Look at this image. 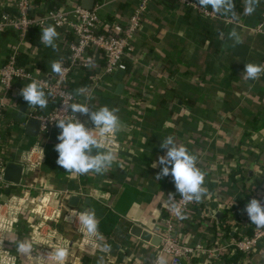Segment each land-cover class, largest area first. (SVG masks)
Segmentation results:
<instances>
[{
  "label": "crops",
  "instance_id": "obj_1",
  "mask_svg": "<svg viewBox=\"0 0 264 264\" xmlns=\"http://www.w3.org/2000/svg\"><path fill=\"white\" fill-rule=\"evenodd\" d=\"M81 1L63 0L61 6ZM34 2L39 12L50 9L44 0ZM174 3L175 0L173 4L167 0L150 3L142 30L135 37L134 50L126 57L121 81L112 76L98 83L92 80L103 65L98 50L89 53L90 67L78 68L70 76L75 103L87 104L92 111L102 106L116 109L124 124L123 130L115 132L114 141L99 149L111 150L114 155L111 165L102 172L90 170L80 174L57 165L55 144L60 129L56 126L43 138L26 133L28 114L49 112L54 103L47 97L43 111L20 103V90L31 81L15 86L9 96V101L15 104L10 110L9 144L0 147V154L20 161L38 143L41 149L34 155L40 166L23 177L10 191L9 198L18 209L36 205L41 188L58 190L61 195L57 198L46 192L43 202L35 206L39 216L35 225L51 218L54 211L61 219L46 220L48 224L40 231L34 229L33 236L44 245V250L33 255L18 247L20 219L0 202L1 219L5 221L0 222V264H41L42 260L44 264H147L158 246L142 244L129 232L127 242L107 248L113 241L103 238L98 228L94 234L83 231L77 217L92 210L99 221L105 209L111 208L132 220V225L148 230L156 227L166 213L169 199L180 195L172 176H159L162 168L159 157L167 151L161 143L168 136L176 138L177 143L195 155L197 167L204 173L202 187L206 191L188 212L181 231L186 243L211 245L219 234L225 233L220 220L225 213L231 235H236L235 224L249 219L240 205L243 187L264 204V72L254 80L245 79L243 72L247 63L264 65V31H253L263 13L264 0H235L241 7L236 13L224 0V6L216 10L219 16L213 18ZM96 4L100 5L101 16L109 22H121L131 12L126 0H95ZM10 5V0H0V12ZM224 16H233L236 22L227 25ZM56 31L55 47L42 44L41 30L37 29H31L21 43L16 30L0 35V68L17 47L18 55L22 52L29 58L31 71L37 76H51L52 63L67 54L74 39L68 28ZM120 83L123 87L117 91ZM80 120L94 126L87 114L80 113ZM238 166L249 175L242 183L241 174L237 173V188L230 190V175ZM117 169L123 171L121 177ZM85 178L89 188L82 186ZM5 189L0 184L3 200ZM74 196L78 198L76 204L71 203ZM62 198L68 206L59 210ZM249 223L254 226L250 220ZM47 227L53 229L54 236ZM260 242L243 264H264V237ZM60 248L65 250L62 260L56 256ZM196 260L183 264H209L205 258Z\"/></svg>",
  "mask_w": 264,
  "mask_h": 264
},
{
  "label": "built area",
  "instance_id": "obj_2",
  "mask_svg": "<svg viewBox=\"0 0 264 264\" xmlns=\"http://www.w3.org/2000/svg\"><path fill=\"white\" fill-rule=\"evenodd\" d=\"M80 1V0H79ZM129 2L131 12L121 22H109L101 16L99 9L100 5H93L91 9L84 8L81 3L65 6L63 4L57 9H47L39 12L34 0H10L11 5L0 12V34L5 30H16L19 42H23L28 32L31 29L41 30L49 25L56 29L68 28L73 34L74 39L69 43L67 54L57 61L61 63L62 73H52L51 76H37L33 71L27 70L25 67L17 64L18 51L17 47L8 54L6 62L0 68V147H6L10 139L11 119L10 110L15 108V104L9 101V96L15 86L21 85L23 81H37L43 86L46 96L52 101L55 107L46 113L31 112L28 118H36L40 121V129L38 136L47 137L56 127V121L76 120L80 119V113L71 111V105L75 103V94L70 87L69 79L72 73L78 68H88L91 65L89 53L98 50L103 56V65L98 72L92 76V80L98 83L102 78L111 76L118 69H126V57L134 50V40L138 33L141 32L145 17L149 12V5L152 1L163 0H126ZM175 5L185 10H193L199 15L207 18L219 16L217 11L211 5H202L201 0H175ZM226 24L231 25L236 22L233 16H224ZM253 31H264V10L253 27ZM67 32V31H65ZM19 84V85H18ZM49 92L51 93L49 95ZM25 124V122H24ZM90 128L94 126H88ZM41 145L36 146L27 151L21 160H9L3 154H0V184L8 186V182L4 179V168L10 161L20 162L23 166V177L40 166V160L34 161V155L40 151ZM1 148V149H2ZM21 180V182H22ZM46 192L51 194L52 198H57L61 195L58 190L41 188L38 191L36 205L42 203ZM69 192V191H68ZM4 195V194H3ZM72 195V194H71ZM2 199L0 202L6 204L10 208V214L16 212L18 220H21L24 205L15 208L12 199ZM67 202V200H66ZM62 198L60 208H67L68 203ZM31 206L27 218L22 220L27 226L29 237L31 240L40 244L39 250L33 246L30 253L39 255L44 250V245L33 236L34 229L40 231L44 224H48L46 220L55 219L58 221L61 216L54 213L51 218H44L45 221L35 225V220L39 217L35 206ZM197 202L195 199H182L181 195L169 199V206L166 213L157 222L156 227L150 229L152 234L160 238V243L156 247L154 255L148 260L147 264H160V258L163 257L165 264H183L184 261H197L196 259L205 258L206 262L217 263L221 260V255L226 252H231L235 248L242 252V264L249 260L258 242L264 237V227L250 226L249 219L245 222L240 221L235 224L233 230L236 235H227L223 232L216 237L211 245L205 242H197L195 244L186 243L181 236V231L185 225V219L188 217V212L195 208ZM243 205L242 210L245 211ZM27 207V206H26ZM55 210V209H54ZM58 210V208H57ZM77 212L78 210H72ZM40 215V214H39ZM42 216H47V213H42ZM0 215V222H1ZM32 221V223H31ZM4 220L2 223L4 224ZM2 226V225H0ZM251 228V233L246 230ZM51 236H54L53 229L47 227ZM82 231H80L81 235ZM83 234V233H82ZM58 238V235L55 239ZM106 239V236L103 235ZM138 238L142 244H150L143 239ZM145 242V243H144ZM1 256V253H0ZM168 257V260L165 259ZM44 264L45 261H40Z\"/></svg>",
  "mask_w": 264,
  "mask_h": 264
},
{
  "label": "clouds",
  "instance_id": "obj_3",
  "mask_svg": "<svg viewBox=\"0 0 264 264\" xmlns=\"http://www.w3.org/2000/svg\"><path fill=\"white\" fill-rule=\"evenodd\" d=\"M201 4L211 5L213 9L219 10L224 6V0H201ZM57 36L56 28L49 25L41 29L40 42L45 46L55 47L54 41ZM51 69L53 73H62L63 71L59 61H54ZM243 72L245 79H258L259 75L264 72V65L247 63ZM20 94L29 105L40 108L47 106L48 101L43 86L35 80L23 86ZM70 107L74 113L87 114L94 127H88L80 119L57 120L56 126L60 131L55 144V150L58 153L56 163L69 172L80 174L90 170L102 172L111 165L114 159L111 150L99 151V149L106 148L115 139V132L120 124L116 114L117 110L102 106L92 111L84 103H74ZM161 147H166L167 151L166 154L159 157L158 162L162 165L159 176L171 174L175 189L180 193L182 199L199 201L206 190L202 187L204 173L197 167L195 155L189 152L183 144L177 143L173 136L164 139ZM94 149L97 151L94 152ZM245 211L252 224L257 227H264V204L259 199L255 197L249 199ZM77 219L83 231L88 234L96 233L98 220L94 211L85 210L78 214ZM18 247L24 250L26 245L21 243ZM56 256L62 260L65 256V250L63 248L57 249ZM160 264H165L163 257L160 258Z\"/></svg>",
  "mask_w": 264,
  "mask_h": 264
},
{
  "label": "trees",
  "instance_id": "obj_4",
  "mask_svg": "<svg viewBox=\"0 0 264 264\" xmlns=\"http://www.w3.org/2000/svg\"><path fill=\"white\" fill-rule=\"evenodd\" d=\"M37 1H41V0H37ZM44 1H46L47 6L51 9L59 8L63 2V0H44ZM167 1L170 2L171 4H173L174 0H167ZM227 4L229 5V8L232 11V13H236V12L241 10V7L237 3H235V0H227ZM8 31H10V30H5L0 35H4ZM28 59L29 58L21 52L17 56V64L25 67L27 70H33V67L28 62ZM87 77H89V76H87ZM19 101H20V103L28 104L23 99V97L21 95L19 97ZM37 107H38L39 111H43L42 110L43 108H40L39 106H37ZM117 170H118L117 171L118 176L121 177L123 171L121 169H117ZM45 171H47V169H45ZM237 173L241 174L242 179L240 178V180L242 183H243V180H245L246 177L249 175V172H248V174H245V171L240 166L233 169L231 172V175H230L231 176L230 181L228 183V187L230 190L237 188L238 181H239L235 177ZM169 176H171V174H169ZM82 186L85 188L90 187V184L88 183V180L86 178L83 181ZM240 197H241L240 205H246L247 201L253 197L257 198L253 194V192L246 187L242 188V191L240 193ZM34 200H35V198L33 197V202L36 201V200L35 201ZM31 206H27V207L25 206L23 209L21 220L18 223L19 227H21V230H19L17 232V242L20 244H21V242L23 244H25L26 245L25 250H27V251H30L31 247H33V246H36L37 247L36 250L40 251L39 250L40 244L30 239L29 234H28L29 230H27V227L25 226L26 224L24 222H22V220L27 218V216L29 214V209ZM220 220H221V225L225 230L226 236L231 235L232 234V228H231L230 223L227 220V214L225 213L224 215H222ZM131 226H132V220L125 218L124 216L120 215L119 213H117L116 211H114L111 208H106L103 215L101 216L100 220L98 221V227L97 228L104 236L108 237L109 239H111L113 241V242H111L112 244L106 245L107 248H110L111 246H113V247L116 246V244H123V243L127 242ZM60 228H62L61 224H60ZM251 231H252L251 228H248L246 230V232H248V233H251ZM241 256H242V252L235 248L231 252H226V253L222 254L221 260L217 263H212V264H239V260H240Z\"/></svg>",
  "mask_w": 264,
  "mask_h": 264
},
{
  "label": "water",
  "instance_id": "obj_5",
  "mask_svg": "<svg viewBox=\"0 0 264 264\" xmlns=\"http://www.w3.org/2000/svg\"><path fill=\"white\" fill-rule=\"evenodd\" d=\"M95 0H82L81 5L84 8L91 9L94 5ZM125 71L123 69H118L114 71L111 76L119 81L122 80L123 74ZM123 85L120 83L118 86V90L120 91ZM24 108V106H23ZM118 130H123V122L121 120ZM39 129H40V121L36 118H29L26 122V133L30 136L36 137L39 134ZM22 175H23V166L21 163L10 161L6 164L4 168V179L9 183L8 186L6 187L4 191V199H7L8 195L10 194V191L14 188H16L22 180ZM78 198L75 196L71 198V203L76 204ZM89 201V200H88ZM130 233L135 236L143 239L146 242H150L151 244H154L156 246L159 245L160 243V238L152 232L141 225L138 224H133Z\"/></svg>",
  "mask_w": 264,
  "mask_h": 264
}]
</instances>
